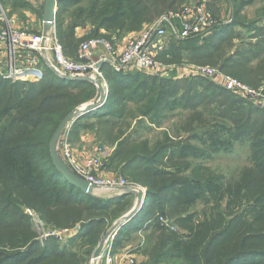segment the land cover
<instances>
[{"label": "trees", "instance_id": "trees-1", "mask_svg": "<svg viewBox=\"0 0 264 264\" xmlns=\"http://www.w3.org/2000/svg\"><path fill=\"white\" fill-rule=\"evenodd\" d=\"M198 1L57 0V36L65 54L75 58L81 44L76 39L79 27L91 25L90 38H105L115 44L114 35L121 40L143 23L160 18L164 11ZM262 3L261 14L264 16V0ZM0 5L15 11L30 4L21 0H0ZM212 9L217 12L213 6ZM232 27L234 25H220L206 38L204 47L193 45L188 50L198 56L196 62L219 63L225 72L234 70V67L241 80L258 86L264 81V37H256L255 42L243 46L248 47L244 49L247 54L239 49L233 58H229L231 41L244 36L231 32ZM174 58L183 60V55L176 51ZM252 59L259 63L251 66L248 62ZM101 70L110 83L109 103L76 119L70 137L78 141L83 131L96 132L101 128L100 134L96 135L97 146L116 145L108 156V169H119L134 183L148 188L145 205L119 231L113 242V253L122 248L129 233L152 228L159 233L158 254L153 264H264V110L247 102L249 108L243 106L246 110L241 113L239 102L233 101L228 105L227 99H222L220 105L223 110L216 105L212 115L222 117L223 121L213 122L195 137L202 148L172 145V164L181 163L184 168L169 170L161 166V149L153 153L148 141L138 140L141 137L133 138L132 130L128 134V124L121 122L128 118L125 108L128 103L146 102L147 107L154 109L156 117L165 118L160 114L176 103L182 106L181 100L193 93L198 94L194 96L198 104L203 103L204 93L207 95L205 102L212 100L213 84L206 81L202 90L190 92V88L180 96L176 85L172 88L165 85L159 89L160 80L150 76L140 79L146 75L140 72H116L110 64H103ZM176 75L174 72L173 76ZM98 90L95 84L69 80L48 69L42 81L31 85L8 83L0 78V246L15 249L11 253L0 252V264H89L102 234L109 227L105 223L107 215L127 207L128 196L98 200L68 183L56 170L50 155V143L61 122L81 104L92 100ZM223 91L232 94L226 89ZM169 98L171 100H167ZM143 116L148 114L145 112ZM84 119L100 122L88 124ZM235 142L249 145L252 167L247 168L243 178L233 184L225 182L206 162L213 158L207 153L209 150L214 154L221 150L230 152ZM193 161L196 165L190 171L189 165ZM182 174L184 177H180ZM201 202L211 206L215 212L198 221L196 213H189V210ZM244 203L246 205L241 210ZM224 204L225 210L235 213L234 218H243L235 220L237 228L230 224L233 219H227L220 212ZM155 205L159 209L155 210ZM23 207L37 212L48 224L54 223L55 213L58 217H65L64 224L78 222L76 211L88 214L71 246L81 241L92 247V252L85 251L82 258L61 246L63 244L58 240L50 238L47 245L51 242L52 248L64 250L53 251L46 245L37 255L40 248L31 228L30 216L22 210ZM179 212L185 215L178 219V230L163 223L162 219ZM92 213L106 214L97 221L85 222ZM5 233L14 236V243L8 241Z\"/></svg>", "mask_w": 264, "mask_h": 264}, {"label": "rangeland", "instance_id": "rangeland-1", "mask_svg": "<svg viewBox=\"0 0 264 264\" xmlns=\"http://www.w3.org/2000/svg\"><path fill=\"white\" fill-rule=\"evenodd\" d=\"M25 4L28 5L27 8H20L19 10H11L10 7L3 8L0 5V31L5 29H11L16 30L24 33H32L35 35H41L43 31H41L40 27L37 25L42 24V17L44 12V0H21ZM263 0H213L211 2L210 8L211 12L217 17L219 20L220 25H234L232 27L231 32H235L236 34H243V37L236 38L231 41V49L229 51V58H233L236 54L239 52V49L243 53H248L247 51H244L245 48L243 47L247 46L250 42L256 41V37L258 39L264 37V16L261 14V9L263 7ZM187 3L183 6H178L176 9L171 10L174 12L180 11L183 7L187 6ZM212 6L217 9V12L215 13L212 9ZM241 10V12H238ZM13 11V12H12ZM171 11H164L161 15L164 16L165 14L171 12ZM160 16V15H159ZM161 16V17H162ZM160 17V18H161ZM159 17L156 18V20L160 19ZM156 20H153L152 22H145L142 24V26L133 32H129L127 35H125L121 40H117V36H113V41L118 43L119 45L127 42V40L131 37H134L138 35L139 33L143 32L148 26L152 25ZM68 21V19H67ZM41 24H39V23ZM37 24V25H36ZM65 24L68 25V22L65 21ZM259 27V28H258ZM92 26L87 25L86 27H79V31L77 33L76 39L83 43L86 42L92 37ZM258 28V29H257ZM55 31L57 32L56 28ZM214 32L209 34L206 37H199L200 39L194 40V41H185V40H176V38L171 37V35L166 36L163 39L164 49L157 54L156 57V63L157 67L155 68L154 73L152 74H146L140 76V79H144L147 76H150V78H155L161 81V89L163 86L168 85L169 87H174L175 85L178 87L180 91V96H183L184 93H186V90L190 89V92H193L195 89L202 90V87L204 86L203 83H212V94L213 99L208 100L205 102V99L207 98V95L204 93L201 101L203 103L198 104V100L196 97L198 94L193 93L191 96H187L181 100V105L179 106V103H176L172 107L168 108L164 113L160 115H164L163 117H156L154 113V109H151L147 107L146 102L143 103H128L127 107L125 108L128 118L126 120H122L121 122H125L124 124H128L126 130L129 131L132 130L133 138H140L138 140L148 141L149 143V149L153 153L156 152V150L161 149L162 153L160 158L163 160V165H161L163 168H168L169 170L176 169H182L184 168L181 163L172 164L173 159L171 158L172 154V145L174 147H180V146H196L199 148H202L201 144L195 139L197 135H201L203 131L206 128H209L213 122L216 121H223L222 117L212 115V112L216 110V105H219L220 110H223L220 105V101L222 99H227L229 103H232L233 101L239 102V107L242 109L241 113H243V110L245 108H249L248 103L244 100H242L239 96L235 94H230L222 89L218 83H221V76H231L238 81H240L242 84L254 89V90H263L264 95V81H262L258 86H254L248 82H245L241 80V76L237 73L239 72L237 69L233 67L234 70L232 71H224L222 70V66L219 63H199L196 62V59H199L197 55H192L191 52L188 50L191 46H201L204 47L206 45V38L212 35ZM89 38V39H88ZM96 38V37H95ZM83 41V42H82ZM122 42V43H121ZM78 51V50H77ZM178 52L179 54L183 55V60L181 59H175L174 54L175 52ZM4 53V50L2 49V46L0 45V55ZM77 56V55H76ZM160 56V58H159ZM161 57L163 59H161ZM70 58V57H69ZM159 58V59H158ZM71 59H76L71 58ZM238 60H242L241 57H238ZM248 63L251 64V66H256L259 62H257L255 59L250 60ZM102 67V66H101ZM202 69L200 73L197 72L198 69ZM212 68L215 69L220 76L215 78V81L210 78L209 76L203 75V69ZM48 70L56 72L54 69L47 67ZM160 70V71H159ZM176 73V76H173V73ZM142 73V72H140ZM57 74V73H56ZM145 74V73H143ZM263 76V75H262ZM105 77V76H104ZM0 78L8 83H20L22 85H31L39 83L40 79L33 78L32 76H25L20 79H8L6 78V71L4 68H2V64L0 63ZM264 78V76H263ZM107 81V80H106ZM207 81V82H206ZM173 82H176L174 84ZM180 84H177V83ZM195 82V84L190 87L189 85L191 83ZM107 88L105 89L106 96L105 101L103 104H108L109 100V84L108 81L106 82ZM187 83V85H186ZM257 90V91H258ZM202 92V91H200ZM98 92H96L95 97L86 102L81 104L79 107H77L74 111L81 108L84 105L91 104L97 100ZM171 100V98L167 99ZM108 102V103H107ZM101 106V107H102ZM245 108H244V107ZM100 107V108H101ZM153 110V111H150ZM246 110V109H245ZM147 113L148 116H143L144 113ZM158 116V115H157ZM215 117V118H214ZM83 119V118H82ZM88 124H98L100 121L96 119H90L85 120ZM85 123V122H83ZM73 126V123L69 125V127L63 132L59 144H58V150L60 153V156L62 157V149H61V139L64 137H67L71 145L75 148L76 152L79 154H88L84 152H80L77 150V148H81V145H79V142L81 141V135L80 140L77 141V139L70 137V131ZM101 128H99V131H91L86 130V133L97 135L100 134ZM125 130V131H126ZM125 136H127L125 134ZM104 137L107 139V134H104ZM104 140V139H103ZM106 142V140H104ZM79 145V146H78ZM116 146V145H115ZM108 147V151L110 154L114 151V147ZM95 152V151H94ZM93 152V153H94ZM212 159L208 160L206 164L210 167L211 170L215 171L217 174H220L225 182L229 183H236L240 179L243 178V175L247 171V168L252 167V161L250 159L251 152L250 147L248 144L241 145L240 142H235L234 147L230 152H224L223 150L219 151L218 153L214 154L212 150H209L207 152ZM90 154V153H89ZM63 159V158H62ZM195 162L193 161L190 163V171L195 167ZM104 174H114L118 176H122L125 179H127L129 186L122 189H112L107 190L103 188L95 189L93 193V197L98 200L106 201L110 197H127L126 204L127 207L124 208L122 211H113L109 215H107L108 218H106V224L109 226L104 233L102 234L101 240L97 246L99 247L100 243L104 240L105 235L113 229V227L119 223L122 222L123 224L118 227L117 230L113 233L112 236L107 238L104 251L108 245L111 246V253L114 257V264H115V256L122 252L125 256L129 257V261L131 264H153L155 257L158 254L157 250V243H158V237L159 233L154 232L152 228H144L137 232L129 233L126 235L128 239L126 240L125 244L123 243L122 248H118L115 253H113V242L115 239H117V236L119 234V231L121 232L123 227L126 226L131 220L134 218H130L126 221H124L128 215L132 214L133 210L137 208L138 205H141L142 208L145 205V202L147 200L148 196V188L139 185L133 182V180L129 177L128 174L121 172L119 169L116 171H110L108 169V159L106 160V168L104 170ZM184 175H188V173H185ZM180 177H184L183 174ZM139 194H143V196L140 198ZM246 205V203L241 204V210ZM142 208L137 211V214L142 210ZM112 209V208H111ZM154 209H159L157 205L154 206ZM226 205L224 204L222 208L220 209L221 213H224L227 219H233V221L230 223L234 228H237V224L235 220H243L241 216L235 217V213L232 210H225ZM26 214L30 216V224L32 231L35 233V240L37 241L39 245V250L36 253L37 255L42 251V249L47 245L50 238H54L60 242L61 246H64L67 250H70L74 254L77 253L79 256L82 254H85V251L92 252L93 248L90 247L87 243H82L81 241L78 242L77 245L71 246L73 244L72 240L75 239L76 235L80 233V229L82 228V220L88 215H82L78 211H76L77 216H79L78 222L74 223L70 221L68 224H64L65 217H58L55 214H53V224H48L45 222L42 218H40L39 214L33 210H30L28 208L23 207L22 209ZM195 212L197 215V220L202 221L205 220L207 217H210L212 213L215 211L211 208V206L207 205L204 202L199 203L196 207L189 210V213ZM106 214V213H92L88 216L87 221L89 220H99L100 216ZM185 214L182 212H179L176 215H169L165 220H168V224L164 223L166 226H169L171 229L178 230V219L184 216ZM92 218V219H91ZM38 221H41L42 224H45L46 227L45 231L47 232L46 237L45 233L39 229V227L36 225ZM27 224L28 221L26 220ZM58 223V224H57ZM47 224V225H46ZM178 227V228H177ZM67 231V238H64V236H51V233H58ZM51 232V233H50ZM6 237L8 238V241L11 243H14V236L10 233H5ZM43 240V242L41 241ZM47 247H50L51 250H64L63 248H52L51 242L47 245ZM6 247L0 246V252L3 253H11L14 252L15 249H5ZM97 248L94 250L91 259L93 258V255ZM107 248L106 254L108 255L110 253V250ZM66 251V250H65ZM141 256V257H140ZM83 258V256H82ZM142 259V260H141ZM141 260V261H140ZM133 262V263H132ZM91 264V263H89ZM105 264V263H104Z\"/></svg>", "mask_w": 264, "mask_h": 264}, {"label": "built area", "instance_id": "built-area-1", "mask_svg": "<svg viewBox=\"0 0 264 264\" xmlns=\"http://www.w3.org/2000/svg\"><path fill=\"white\" fill-rule=\"evenodd\" d=\"M213 0H199L189 4L180 11H171L143 32L131 37L126 43L113 44L105 38H93L80 44L76 59L65 54L64 47L59 41L55 29L47 36L24 33L5 29L0 31V45L4 53L0 55V63L6 71V78L20 79L25 76L43 80L47 67L62 76H89L100 80L106 89V79L101 70L103 64H110L116 72H142L152 74L157 67L156 57L164 49L163 39L166 36L177 40H187L193 37H206L216 31L219 19L211 12ZM101 64V66H100ZM160 71V70H159ZM202 69H198L200 73ZM203 75L215 81L219 73L212 68L203 69ZM221 85L232 94L239 96L246 102L264 110L263 90H254L231 76H221ZM62 158L68 167L79 177L86 180L96 189H122L129 186L127 179L114 174H104L106 160L110 155L107 147H96L94 153L79 154L71 145L67 137L61 139ZM168 224V220L162 219ZM36 225L45 233V224L38 221ZM51 233V232H50ZM67 231L51 233V236H64ZM47 238V237H46ZM43 242V240H41ZM103 252L98 264L104 260L105 264H114L111 253ZM101 261V262H100ZM91 264H96L92 258ZM133 263V262H132Z\"/></svg>", "mask_w": 264, "mask_h": 264}, {"label": "water", "instance_id": "water-1", "mask_svg": "<svg viewBox=\"0 0 264 264\" xmlns=\"http://www.w3.org/2000/svg\"><path fill=\"white\" fill-rule=\"evenodd\" d=\"M57 13H58V2L57 0H44V12H43V34L47 36L50 32H52L56 28V20H57ZM101 66V64H100ZM63 78L74 80L79 79L82 81L90 82L95 84L98 87V97L97 100L91 104L84 105L81 108L77 109L76 111L69 114L59 125L58 129L56 130L51 143H50V155L52 162L56 168V170L63 176V178L73 185L74 187L78 188L82 192L93 195L95 191V187L90 185L86 180L82 179L81 177L77 176L65 163L58 151V144L63 132L69 127L71 123H73L76 119L80 118L81 116L92 112L93 110L100 108L102 103L105 101L106 92L104 86L100 80H95L89 76H62ZM127 189V188H126ZM143 194H139L141 198ZM142 205V203L140 202ZM138 205L132 212V214L128 215L127 218L124 220H128L133 218L137 211H139L142 206ZM122 222L117 223L112 230H110L106 235L104 240L100 243L99 247L95 251L93 255V259L95 263L98 264L105 248V244L107 238L112 236L115 230L118 229Z\"/></svg>", "mask_w": 264, "mask_h": 264}, {"label": "crops", "instance_id": "crops-1", "mask_svg": "<svg viewBox=\"0 0 264 264\" xmlns=\"http://www.w3.org/2000/svg\"><path fill=\"white\" fill-rule=\"evenodd\" d=\"M39 24H41V23H39ZM37 26L40 27L41 31H43V20H42V24L37 25ZM78 31H79V29L77 30V33H78ZM124 41H123V43H124ZM79 145H81V148H77L78 151L88 153V154L93 153L96 150V147L98 145L96 135L86 133L85 131H83L81 133V141L79 142ZM101 264H104V260H102ZM115 264H131V263L129 261V257L125 256L124 253L120 252L115 256Z\"/></svg>", "mask_w": 264, "mask_h": 264}]
</instances>
